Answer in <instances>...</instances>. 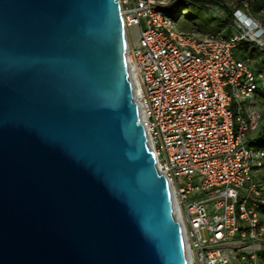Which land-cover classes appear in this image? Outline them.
<instances>
[{
	"label": "water",
	"instance_id": "water-1",
	"mask_svg": "<svg viewBox=\"0 0 264 264\" xmlns=\"http://www.w3.org/2000/svg\"><path fill=\"white\" fill-rule=\"evenodd\" d=\"M0 264H189L118 0H0Z\"/></svg>",
	"mask_w": 264,
	"mask_h": 264
},
{
	"label": "built area",
	"instance_id": "built-area-1",
	"mask_svg": "<svg viewBox=\"0 0 264 264\" xmlns=\"http://www.w3.org/2000/svg\"><path fill=\"white\" fill-rule=\"evenodd\" d=\"M134 101L158 171L167 178L189 264H263L264 72L233 49L264 51V21L227 3L208 5L229 32L179 31L159 0H118ZM264 13V4L261 8ZM136 29V39L131 35ZM255 132V133H254ZM264 134V131H263Z\"/></svg>",
	"mask_w": 264,
	"mask_h": 264
},
{
	"label": "rangeland",
	"instance_id": "rangeland-1",
	"mask_svg": "<svg viewBox=\"0 0 264 264\" xmlns=\"http://www.w3.org/2000/svg\"><path fill=\"white\" fill-rule=\"evenodd\" d=\"M162 5L168 6L167 11L173 15L174 19L178 21L180 28L185 29L195 27L200 33H217L224 32L226 28L220 25V22L212 14L208 13L207 10L198 9L195 5L188 4H172L176 0H159ZM223 4L227 3L231 6L240 7L244 2H247L248 13L250 16L256 20L264 21V13L261 12L260 6L263 5V0H220ZM171 4V5H170ZM214 5V4H212ZM240 5V6H239ZM227 9V8H226ZM229 11V10H226ZM186 22L185 25L181 24ZM189 26V27H188ZM190 30V29H188ZM132 41L136 39V29L131 35ZM253 54L250 58L255 64H258V69L264 72V66L260 68L261 63L264 59V51L257 48L255 45L248 43L246 40H241L237 43L236 47L233 49V55L236 58H243L245 55ZM259 88L261 91L264 89V83H259ZM256 100L259 105L262 106L264 111V96L260 95V92L256 94ZM264 126V112L263 117L259 122V126L256 128V133L261 131ZM255 133V132H254ZM255 175L259 178L264 190V168L259 169L255 172ZM261 219L264 220V214H261ZM264 249V246H263ZM264 264V260L262 261Z\"/></svg>",
	"mask_w": 264,
	"mask_h": 264
},
{
	"label": "trees",
	"instance_id": "trees-1",
	"mask_svg": "<svg viewBox=\"0 0 264 264\" xmlns=\"http://www.w3.org/2000/svg\"><path fill=\"white\" fill-rule=\"evenodd\" d=\"M262 2H263V4H264V0H263ZM188 3H191V4L195 5L198 9H204V10H206V7H207L208 5H212V4H220V3H222V2H221L220 0H176V1L173 2L172 4L183 5V4H188ZM170 5H171V4H170ZM168 6H169V5H168ZM168 6H166V10H165L167 16H169V17L172 19V21L174 22V24H175L177 30H179V31H185V29H186L187 27H186L185 29L180 28V26L178 25V21H176V20L174 19L173 15H171V13H169V12L167 11ZM239 6H240V5H239ZM262 6H263V5L261 4L260 9L262 8ZM225 9H226V7L224 6V11H225ZM226 10H229V11L224 12L225 16H224L223 19H220V18H218V17H216V16H214V17L217 18V19L219 20V22H220V25H221L223 28H226V30L229 32V27H228V25H229V23L231 22L232 13H231V10H230V9L227 8ZM181 24L185 25L186 22H182ZM188 27H189V26H188ZM190 30H191V31H197V32H199L198 30H196L195 27L190 28ZM251 55H253V54L245 55L243 58H245L246 56H249V57H250ZM263 66H264V59H263V61H262V63H261L260 68L263 67ZM260 95H261V96H264V89H263V91L260 92ZM263 131H264V126L262 127L261 131L257 132V137H256V143H257V144H262V145H264V134H263ZM263 195H264V190H263ZM262 208H263V209H262V213L264 214V205H262ZM261 221L264 222V220H262V219H261ZM260 258H261L262 261L264 260V253L261 254Z\"/></svg>",
	"mask_w": 264,
	"mask_h": 264
},
{
	"label": "crops",
	"instance_id": "crops-1",
	"mask_svg": "<svg viewBox=\"0 0 264 264\" xmlns=\"http://www.w3.org/2000/svg\"><path fill=\"white\" fill-rule=\"evenodd\" d=\"M188 29H190V28H186L185 31H191V30H188ZM199 33H200V32H199ZM224 33H228V31L225 30ZM255 66H256V68L258 69V64H255Z\"/></svg>",
	"mask_w": 264,
	"mask_h": 264
}]
</instances>
